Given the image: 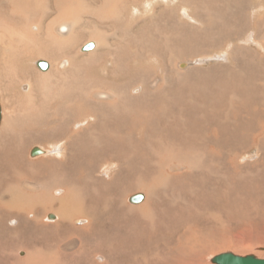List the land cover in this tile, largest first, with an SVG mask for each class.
I'll list each match as a JSON object with an SVG mask.
<instances>
[{
	"label": "bare ground",
	"instance_id": "bare-ground-1",
	"mask_svg": "<svg viewBox=\"0 0 264 264\" xmlns=\"http://www.w3.org/2000/svg\"><path fill=\"white\" fill-rule=\"evenodd\" d=\"M162 1L164 6L159 8L152 0H58L57 6L53 8L44 0H0V59L7 60L10 56V50L1 40L2 35L10 34L17 44L23 46V51L29 53L25 60L33 68V73H28L30 77L20 88L21 93L29 104L34 96L41 98L39 115L27 112L17 119L6 120L2 116L4 114L1 115L0 240L3 241L0 248V264H60L62 261L58 259L61 258L65 260L62 264H71L75 257H79L78 254L86 253V240L90 242V238L103 227L100 216L107 207L115 210V233L119 232L127 221L126 234L129 240L124 237L123 243L119 244L116 239H112L110 246L107 243L105 246L104 238L102 241L94 237L98 240L97 245L91 243L92 246H88L90 253L87 256V264H96L90 261L94 257L102 260V264H108L112 258L111 251L116 252L124 243L133 253L132 261L135 263L137 256L134 253L138 246L136 239L140 234L137 217L157 210H161L165 215L162 199H157L156 195L167 179L162 172L166 167L153 155V170L149 169L150 187L147 195L145 194L144 205L131 204L129 201L134 195L126 199L129 192L123 186L112 189L111 179L116 172L120 176L126 169L130 178L138 179L137 187L143 185L140 180L145 179L149 173L146 170V156L143 154H152L156 148V135L161 136L168 130L162 125L163 119L169 114L172 118H183L186 115L185 108L174 110L175 108L171 107L167 101L170 96L167 95L166 85L164 89L157 90L161 87V78L167 74V61L180 56L192 44L191 33L185 28L191 26L202 35L207 34L208 43L214 42L217 37L216 34L210 35V27L218 30V38L231 48L233 44L243 42V50L235 51L233 56L235 63H223L224 55H218V59L204 61L207 62L205 64L218 61L216 67L219 70L227 69L235 75V89L223 92L224 97L231 96L236 101L232 100L230 104L240 105L242 99H246L251 107L256 108H252L253 113L260 110L264 112V0ZM76 4L89 8V14L78 11ZM180 10L184 12L181 16ZM197 12H200V15L193 14ZM84 13L97 24L121 28L122 38L119 34H116L115 39H111L107 32H91L92 41L84 47H79L76 28ZM126 13L130 16H126L127 21L124 24ZM166 30L176 32L178 40L171 41L170 36L165 37ZM135 31H138L139 36L134 40L132 34ZM248 37L260 46L263 52L250 50ZM140 43L145 57L140 62L136 61L135 65L139 62L144 68L150 67V62H155L162 77L158 79L156 75L152 76V71H143L136 79L138 82L135 85L148 91L144 90L142 94H138L139 90L133 89V95L131 87L125 89L122 84L118 85L117 80L122 77L118 70L123 72L125 54L133 56V50L141 54ZM122 44L127 45V50L123 49ZM82 51L92 52L89 54ZM247 59L263 64V70L259 71L257 64L245 61ZM40 61L48 64L45 73L39 72L37 65L35 68V64ZM23 65L27 67L24 62ZM176 67L174 71L177 79L182 80L188 69H185L183 62H179ZM83 69L89 74L86 76L88 80L82 78ZM11 71L12 68H9L8 75H12ZM110 79L114 81L110 83ZM241 79H244V91L236 90ZM58 86H61L59 94L54 93ZM110 86L115 87L108 88ZM253 86L258 92H253ZM157 94L163 95L158 96L157 100L146 99V95L151 98ZM199 101L204 104L200 106L206 105L204 101ZM77 102L83 112L79 110ZM163 102L168 105L162 112ZM220 105V101H216V105L207 104L209 107ZM154 109L157 110L154 117L146 116L147 112ZM139 113L142 118L134 119ZM51 117L54 121L49 124L47 120ZM208 118L209 121L206 122H200L199 118L193 119L191 134L194 133L195 126L201 138L208 135L213 123L221 128L222 118L217 112H213ZM261 118L264 120L263 115L255 117L257 124H260ZM22 123H27L24 135H30L29 139L33 135H37L39 139L41 135H44V138L48 136L47 142H51L52 145H48L52 148L41 147L45 153L32 157L31 151L35 147L30 152L24 148ZM41 124L44 127L43 133L35 130V127H40ZM224 124H229L227 119ZM76 126L78 130H74ZM262 128L260 124V129ZM181 130L178 128L174 136L186 142ZM141 137L143 146L140 143ZM4 142H7L8 147L6 157L1 156V146ZM56 145L64 152L60 153ZM207 149L212 159L217 153L230 156L233 152L231 145L222 146L214 141L207 144ZM263 151L264 148L262 153ZM179 152L187 157L197 150L194 146L179 144ZM54 153L59 154L53 156ZM29 154L31 158L37 159H30ZM140 157L143 165L140 164ZM180 162V159L172 160L169 164L176 166ZM37 166L41 168L37 170ZM184 167L194 168L196 165L187 164ZM170 169L171 172L177 171L174 167ZM47 215L48 219L49 216H54L53 220L56 218V221L46 223ZM49 235L56 239L51 242H38L41 236ZM180 235L184 240L183 247L187 248L194 243L187 238V230ZM218 248L217 244L208 247L209 250ZM20 253L26 256L22 258Z\"/></svg>",
	"mask_w": 264,
	"mask_h": 264
},
{
	"label": "rangeland",
	"instance_id": "rangeland-1",
	"mask_svg": "<svg viewBox=\"0 0 264 264\" xmlns=\"http://www.w3.org/2000/svg\"><path fill=\"white\" fill-rule=\"evenodd\" d=\"M44 1L48 2L53 8L58 4V0ZM96 1L103 2V0ZM152 2L159 8L164 6L162 0H152ZM77 10L89 14V8H82L80 5H77ZM179 12L180 16L184 13L182 10ZM86 13L83 14L84 17L78 22V27L76 28L79 47H84L92 41L91 32H107L111 39H115L116 34L120 36L123 34L121 28L105 27L93 22L92 18L87 16ZM193 14L200 15V12ZM127 15L129 14L126 13L124 15V24L127 21ZM183 17L186 18L185 16ZM3 30L5 32V28ZM185 30L191 33L192 44L180 56L167 61V74L161 78V87H158L157 90L164 89L166 85L167 95L170 96L166 100L172 108H175L174 110L185 108L186 115L183 118H172L171 114L168 117L162 114L166 118L163 119L162 125L168 130H165L161 136L156 135V148L152 154H143V156H146L145 164L147 163V171L151 168V171L153 170V165H151L153 155H156L161 164L166 167V170L162 172L167 176V179L161 185L160 192L156 195L157 199H162V205L166 210L165 215L162 214L161 210H157L146 216L139 215L137 222L140 234L139 238L136 239L138 246L134 253L137 256L135 263L132 261L133 253L124 243L121 248L118 247L119 249L116 252L111 251L112 258L108 264H212L211 259L213 257L228 252L237 256L255 255L260 259H264V250H262L264 249V157H262L264 153V151L262 153L264 148V120L262 118L259 120L263 127L260 129V124H257L255 119L256 116H264V112L260 110L253 113L252 108L254 107H251L246 99H242L240 105L237 103L230 104L229 102L234 99L231 96L230 98L224 97L223 92H231L235 89L233 84L235 75L229 73L227 69L219 70L216 67L218 61L209 64H205L207 62L204 61L206 59H218V55H224L225 57L222 58L223 63H235L233 56L235 51L243 50V42L241 44H233L231 48L218 38L219 31L212 27H210V35L216 34L217 37L211 43L207 42V34L204 36L191 26L185 28ZM132 36H134L132 39H137L136 36H139L138 31H135ZM164 36H170L171 41L178 40V34L170 30H166ZM248 39L251 44L249 45L250 50L263 52L260 50V46L251 40L250 37ZM1 40L5 47L10 50V59H0V106L2 114H4L2 116L6 120L9 118L17 119L27 114V112L32 115H39L41 98H38L36 95L29 104L20 90L25 85V80L30 77L28 73H33V68L25 60V57L29 56V53H25L23 46L17 44L16 39L11 37L10 34L2 35ZM122 47L123 49L128 48L127 45L123 46V44ZM139 49L141 50V52L139 51L141 54L134 50L133 56L125 54L126 60L123 72L118 70L122 76L117 80L119 81L118 85L122 84L125 89L131 87L133 95V89L139 90L138 94H142L144 90L148 91L146 88L141 89L135 85L138 82L136 79L141 76L143 71H152V76L156 75L158 79L162 77L159 67L155 62H150V67L142 68L140 66V60L145 57V54L142 52V43H140ZM91 52L82 51V53L89 54ZM136 61H139L138 65H135ZM245 61L255 62L258 70H263V64L258 63V61L249 59ZM15 62H18V64ZM23 62L26 63L27 67L23 65ZM179 62H183L185 69H188V71H185L182 80L177 79L176 71H174ZM36 65L35 68L37 67ZM9 68H12L10 72L12 75H8ZM85 69L82 70V78L88 80L89 78L86 76H89V74ZM39 72L45 73L46 71L39 70ZM109 81L112 83L114 79H110ZM114 87L110 86L108 88ZM4 90H7V94ZM236 90H245L244 79H241V82L237 83ZM252 90L254 93L258 92V89L255 87ZM54 93H61V86L56 87ZM162 95L157 94L151 98L146 95V99L157 100L158 96L162 97ZM199 100L204 101L206 105L202 107L204 104ZM216 101H220L221 105L207 106L208 103L216 105ZM76 104L80 107L78 102ZM167 105L166 102H163L162 112L166 109ZM9 106L13 110H10L11 107ZM79 110L82 111L81 107ZM213 112H217L221 116V128H219L220 125L213 123L211 129L208 131V135L201 138L198 136L195 126V131L191 134L192 120L199 118L200 122L209 121L208 116ZM156 113L157 110L154 109L147 112L146 116L154 117ZM133 118H142V114L139 113L137 117ZM160 118L162 119V117ZM225 119L228 120V125L224 124ZM51 121H54L52 117L47 120L49 124L52 123ZM26 127L27 123H22L21 130L23 131L24 139L22 141L24 148L29 150V152L36 146L39 148H52V146H49L52 145L51 142H47L48 136L44 138V135H41L39 139L37 135H33L29 139L28 136L30 135H24ZM178 128L182 129L181 133H183L187 140L186 142L174 136V133L178 132ZM75 129L78 130V126ZM251 129L253 130L251 131ZM35 130L43 133V124L40 127H35ZM140 139L142 141L143 137ZM210 141H214L222 146L231 145L233 148L232 155L227 156L220 152L217 153L214 159L210 158L207 149V144ZM140 143L142 146L144 145L143 141ZM179 144L194 146L197 152L190 153L187 157L183 156L179 152ZM56 146L58 147V145ZM1 147L3 148L1 156L6 157L8 155L7 142H4ZM59 151L60 153L64 152L61 147ZM58 154L54 153L53 156H58ZM28 157L32 160L37 159L31 158L30 154ZM178 159L181 160L180 164L176 166L169 164L170 161H177ZM140 164L143 165L142 157H140ZM187 164H194L196 167L185 168L184 166ZM170 167L176 168L177 171H172L174 172L172 173ZM40 168L41 166L36 167L37 170ZM151 171L146 174L145 179L140 180L143 185L138 187L136 186L138 179L130 178L127 174L128 170L124 169L120 176L116 172L117 174H114V177L111 179L113 185H110V187L114 189L123 186L129 192L126 195V199L135 194H143L145 201V194L147 195L148 187H150ZM144 201L142 202L143 205L145 204ZM142 203L140 204L142 205ZM114 211L112 207H107V210L101 214L100 221L103 227L94 236L98 240L103 241L105 239L103 241L104 245L107 243L110 246L112 239H116L119 244L125 238L129 240V236L126 234L127 221L119 232L115 233L113 231L116 228V225H114L116 219H113ZM126 217L127 215L125 214L124 218ZM55 219L51 221L47 215L45 221L46 223H53L56 221ZM165 226H167V230H165ZM185 230H187V238L194 242L187 248L183 247L182 242L184 240L180 235ZM5 231L7 232V230ZM94 237L90 238V242L86 240V253L78 254L79 257H75L71 261V264H87V260H89L87 256L90 253L88 246H92L91 243L97 245L98 240ZM54 239L56 238H51V235L41 236L38 242H46L45 240L51 242ZM1 241L3 240H0V248ZM212 244L219 245V248L217 250H209L208 247ZM25 256V254L20 253V257L23 258ZM58 261H62L60 263L62 264L65 260L61 258ZM90 261H94L96 264L103 263L102 260L95 257L91 258Z\"/></svg>",
	"mask_w": 264,
	"mask_h": 264
},
{
	"label": "water",
	"instance_id": "water-1",
	"mask_svg": "<svg viewBox=\"0 0 264 264\" xmlns=\"http://www.w3.org/2000/svg\"><path fill=\"white\" fill-rule=\"evenodd\" d=\"M37 66L40 70L46 71L48 69V64L46 62H38ZM2 109L0 106V121H1ZM43 152L40 148L35 147L31 151L32 157H37L39 155H43ZM143 194H136L130 198V202L132 204H140L144 200ZM54 216H49L50 220H53ZM264 250V249H262ZM212 264H264V259H260L255 255H247V256H237L233 253H223L218 256H215L211 259Z\"/></svg>",
	"mask_w": 264,
	"mask_h": 264
}]
</instances>
